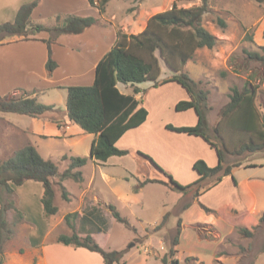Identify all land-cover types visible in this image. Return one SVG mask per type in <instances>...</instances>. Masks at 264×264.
<instances>
[{
	"label": "rangeland",
	"instance_id": "1",
	"mask_svg": "<svg viewBox=\"0 0 264 264\" xmlns=\"http://www.w3.org/2000/svg\"><path fill=\"white\" fill-rule=\"evenodd\" d=\"M109 1L106 7L107 11L102 16L96 10L97 7H89L91 12L89 15L99 19L94 27L106 29V36H100L103 38L104 45L107 40L110 43L113 41L116 29H122L129 34L139 33L145 25L147 26L148 20L152 15L171 8L174 2L183 7H191L202 3V0ZM208 7L209 9L204 14L203 22L217 37L218 41L213 48L205 47L197 50L193 58L184 64L183 71H187L195 77L196 81H200V87L209 91L207 103L208 133L211 135L212 140L223 150L225 165L240 162L244 166L256 163L257 166L238 168L237 175L239 177L244 173L264 175V150L244 152L240 155L232 154L230 151L236 148L240 142L250 140V132L232 128V126L228 125V118L222 117V110L230 101L234 86L243 89L245 84L249 86L255 85L258 93L256 103L260 109H264V66L257 61L251 60L246 53V50H260L264 46L262 42L264 40L261 38L262 36L264 37V3L256 0H208ZM1 10L0 16L4 13ZM38 16V13L35 16L32 15L31 25L27 28L28 39L34 35H39L40 37H45L46 40L50 39L52 45L55 44L60 35L55 40L53 34L49 31H34L32 29L34 24L53 25L55 21L49 17L39 19ZM219 19H222L225 24H221ZM247 33L253 35V41L245 38ZM2 41L5 45L12 44L10 49L15 50L9 54V50L8 52L1 50L0 60L6 59L7 54L20 56L22 54L27 55V53H29V61L34 58V60H38L41 57L42 49H44L42 43L44 42L47 45V41L45 42L43 39H40L42 42H27L15 34L6 35ZM18 41L23 43L18 46L19 48L22 47L20 49L15 47L16 42L21 43ZM56 52L57 58L53 56L54 60H61L64 64L63 67L68 70L74 68L70 64L72 59L76 58L75 54L67 56L63 48H58ZM83 54L85 58H82V60H90L91 57L87 56L86 50L83 51ZM80 56H77V58H80ZM160 64V78L173 73V70L162 58H160ZM89 68V65L84 66L88 73L83 78L79 77V81H76L75 85L87 86L94 83V81L89 79L91 74V69L89 70ZM44 69L37 65L36 70L38 72H49L47 67ZM62 70L60 71V76L64 75ZM4 73L6 71L2 68V74ZM13 82V80H10L8 83ZM64 82L70 84L68 79ZM71 82H73V79ZM19 84H24L27 89L22 88L20 90L21 93L18 92L17 95L27 94L37 97L36 93L43 89L42 93H39L37 97L39 102L43 104L55 103L57 108L66 106L68 86L53 87L51 85L53 83L40 75H36L34 80L31 81L24 79ZM141 85L144 90V93H142L144 96L142 99L143 104L150 112V120L147 126L133 129L131 134L124 139L122 146L129 150V155L126 158L119 157L117 158L119 160H112L111 164L107 165H96L90 160L81 168L84 177L83 182L65 179L63 185L69 191L70 200H65L62 195L63 190L58 184L59 176H53L51 180L56 192L55 203L59 207L56 214L46 217L43 215V209L42 211L40 210L41 208L39 209L38 200L43 188V184L39 181L32 180L34 182L15 186L19 190H15L13 194H7L4 188H0L3 201L6 202L7 199L13 200L17 208L24 214L23 218H19L14 209L6 213V218L13 232L4 243L3 264H39V256L42 254L44 243L52 246L50 250L55 249L53 245H62L57 242L60 234L71 235L73 232L81 236L92 233L97 242L104 248L122 250L124 252L123 258L127 264L163 263L162 257L169 255L176 236L177 225L181 219V207L193 203L198 198L195 197L196 187L182 192L179 189H171L169 185L154 182L137 189L139 179L145 177L163 178V174L153 165L147 163V160L134 159V156H136L135 153L137 151L147 153L178 182L181 184L192 183L191 168L187 167L185 163L176 166L173 162L174 157L171 150L173 146L176 150L186 153L189 150V145L179 139L183 133L170 130L165 125L171 123L176 126H191L195 122L196 114L194 110H176L175 104L179 100L188 97V94L184 95L183 92V95H181V92L175 88L176 84L154 86L153 81L148 80L142 82ZM6 88H8V91L5 94H12L13 91L10 90L14 88L13 85H8ZM6 114L8 117L16 118L21 116L25 117V119H30L25 114L14 112H7ZM220 120L221 129L217 132L215 128ZM4 125V123L0 122V127L5 129ZM1 133L2 131L0 130V140L3 142ZM30 138L33 143L38 140L34 136H30ZM37 144H39V151L46 156L44 158L55 161L60 172L67 169L70 160L59 158L62 153L70 154V147L64 140L42 139ZM1 146L0 160L7 159L14 154L12 150L7 151L3 145ZM85 147L86 143L84 140L79 144V148L85 151ZM192 150L194 151V149ZM194 172L197 173V171ZM93 175L95 176L94 187H98L96 190H99L100 193L98 192V195L102 200L95 196V192L92 190L85 191V187L94 179ZM163 180H167V178L164 177ZM201 185L205 186L202 183ZM223 186L225 188L230 187L227 182ZM81 192H84V194H81ZM263 196L264 191L258 190V203ZM222 197H225V193L221 190H216L208 194L206 200L210 202L213 200L222 201ZM102 201L115 205L117 210L128 218L129 225L116 220L107 203H102ZM1 206L2 203L0 201V208ZM195 207L187 214V217H184L185 221L201 222L200 217H203L204 212L200 211V203ZM256 210L255 213L257 212ZM167 213L169 216L165 225L161 229H157ZM67 214H72L70 218L71 224L65 220ZM249 214V212H240L233 215L224 213L222 221L224 228L228 230L233 226L235 227V232L226 237L220 247L214 242V240L221 239L216 228L203 225V230L201 231L196 228L197 225L195 224L193 229L203 239L213 240V242L198 239L194 237L192 232H184L182 245L179 248L177 247L178 243L173 247L176 252L171 257L178 258L181 264H254L257 253L264 250V222H258L254 235L251 237H245L239 232V226H235L236 222L246 224L248 220L245 218L241 219V217H247ZM259 214L261 213H256V215ZM82 215H86L90 220H82ZM215 215L218 217L222 216L218 212ZM255 217L260 219L258 216ZM57 249L60 250L58 246ZM217 249L219 250L216 254L215 251ZM59 256L61 264H77L73 263L72 255L69 253H62ZM220 256H223L224 259L226 258V261L221 259ZM187 258L189 259L187 260ZM93 261L94 259L91 257H82L77 262L79 264H91Z\"/></svg>",
	"mask_w": 264,
	"mask_h": 264
},
{
	"label": "trees",
	"instance_id": "2",
	"mask_svg": "<svg viewBox=\"0 0 264 264\" xmlns=\"http://www.w3.org/2000/svg\"><path fill=\"white\" fill-rule=\"evenodd\" d=\"M88 1L92 6L99 9L101 15L107 11L106 7L109 0ZM256 1L264 3V0ZM37 5L38 0L23 3L13 21L0 23V42L6 35L13 34L19 35L22 39H28L27 28L31 25L32 13ZM208 9V0H202L201 4L191 7L179 6L174 2L171 8L152 15L147 26L139 33L129 34L118 29L115 44L96 66L94 83L87 86L72 85L67 88L66 107L70 120L81 126L86 133H92L96 136L91 145L90 156H63V159H69L70 163L67 169L60 172L55 161L44 158L33 144H26L16 150L9 158L0 160V188H4L7 194H13L15 193L13 186H21L29 180L39 181L44 187V194L41 198L44 215L49 217L56 214L59 207L55 203L56 192L51 180L53 176H59L58 184L63 190L62 195L65 200H70L69 191L63 185V181L65 179L83 181L81 168L87 164L89 159L104 163L111 156H122L129 153V150L119 148L117 141L127 131L140 126L147 120L149 111L142 105L141 99L137 98V95L144 93V90L137 84L148 80L153 81L154 86L177 82L188 91L190 98L178 101L175 108L177 111L194 109L198 116V122L191 126H176L168 123L166 128L203 137L216 149L219 162L215 166H209L204 159L196 160L194 169L201 175L200 179L189 184H181L170 173L163 170L149 154L137 151L139 155L152 161L167 178V180L153 178L140 180L137 189L150 182H159L182 192L196 187L195 197H198L203 188L201 181L206 178L215 177L216 184L225 176L232 175L236 182L232 169L241 163L225 165L223 150L208 133L207 103L209 91L200 87V81L194 80L187 71H183L184 64L193 58L197 50L205 47L213 48L218 41L217 37L203 22L204 14ZM219 20L221 24H225L222 19ZM98 21L97 17L91 15H57L53 25L37 23L32 25V29L34 31H49L56 40L61 34H79ZM245 38L254 40L250 33H247ZM43 40L47 41L48 59L46 67L51 73L57 68L58 63L53 59L51 40ZM246 53L251 60L264 66V46L260 50H246ZM160 58L173 70L172 74L164 78H160ZM118 83L131 85L132 93L121 91ZM257 95L255 85L245 84L243 89L234 86L230 101L222 110V117L228 118V125L235 129L250 132V140L240 142L236 148L230 151L232 154L240 155L244 152L264 150V116H262L256 103ZM53 108L54 105L39 102L36 96L0 93L1 112L40 117ZM220 127L221 120L215 130L219 132ZM0 201L2 203L0 208V264H3L4 243L13 232L6 218V213L14 209L19 218H23L24 214L17 208L13 200L3 201L1 189ZM189 205L184 207L187 208ZM200 205L206 212L217 213L216 210L203 203ZM108 207L116 220L125 224L129 223L128 218L123 216L115 205L109 204ZM224 212L218 211L221 215H224ZM71 216L72 214H67L65 217L69 224H71ZM168 216L167 213L157 229H161L165 225ZM242 218L247 219L248 222L246 224L236 222L235 226H239V232L245 237H251L254 235L258 222H264V212L260 219H256L251 213L247 217L242 216ZM82 220L88 221L90 219L84 215ZM181 224L180 219L172 248L169 255L162 257V264H181L178 258L171 257L176 252L173 247L179 243ZM202 226L203 224H197L196 228L202 231ZM57 242L98 252L103 257L102 264H127L123 258L124 252L122 250L104 248L97 242L92 233H87L84 236L76 232L71 235L60 234Z\"/></svg>",
	"mask_w": 264,
	"mask_h": 264
},
{
	"label": "crops",
	"instance_id": "3",
	"mask_svg": "<svg viewBox=\"0 0 264 264\" xmlns=\"http://www.w3.org/2000/svg\"><path fill=\"white\" fill-rule=\"evenodd\" d=\"M32 0H0V10L2 8V16H0V23L6 22V21H13L15 19V16L20 8V6L23 3L30 2ZM110 2V1H109ZM92 5L89 3L88 0H38V5L35 7L33 10L32 15L35 16L36 13H38L39 19L42 18H51L55 21L57 15H68V14H74V15H80V16H87L89 15L90 9ZM94 7V6H92ZM96 10L99 12V9L96 8ZM39 11V12H38ZM99 15H101L99 13ZM102 16V15H101ZM95 25V24H94ZM94 25L88 27L86 30L79 34H61L58 37V40L55 44L52 45V50H53V56L57 58V49L63 48L64 53L67 56H72L76 55L75 59H72L71 64L73 65L74 68H70V70L64 68V64L61 62V60L57 59L58 66L56 69H54L51 73L47 71H43L42 73L38 72L36 70L37 65L44 69L46 67L47 59H48V51H46L47 45L46 43H42L44 45V49L41 51V57L38 60L32 59V61H29V53L22 54L20 56H14L8 55L10 52H14L15 49H10L11 45H5L4 42H0V51L4 50L8 52V57L6 55V59H1L0 60V93L5 94L8 91V85H13V89L10 91H13L12 94H17L18 92L21 93L20 90L27 89L24 87V84H19L20 81L27 79V81L34 80L36 75H40L42 78L47 79L49 82L53 83V87H66V86H72L75 85L74 83L76 81H79V77L83 78L86 76L88 73V70L84 69V66L89 65L91 69V74L89 75V79L92 81H95V74H96V66L98 62L104 57V55L113 47L117 40V29H116V35L113 41L110 43L109 40L104 45L103 38L100 36H106L105 30L106 29H98ZM146 25L144 26V28ZM143 28V29H144ZM142 31V30H141ZM140 31V32H141ZM131 34V33H130ZM136 34V33H135ZM105 38V37H104ZM264 40V37H261ZM40 39H45V37H40L39 35H34L32 38L23 39L26 40L27 42L29 41H40ZM256 39V37H255ZM96 40V43H95ZM21 42V41H18ZM103 42V43H102ZM264 43V41H262ZM102 43V45H100ZM23 43H17L15 47L21 46ZM22 48V47H20ZM18 47V49H20ZM16 48V50H18ZM87 51V56L89 55L91 58L90 60L84 59L85 58L83 51ZM80 56V58H77V56ZM35 57V55H33ZM37 62V64H36ZM2 68L6 73L2 74ZM64 68V70H62ZM45 70V69H44ZM64 71V75L60 76V71ZM94 74H92V72ZM190 76L196 80L195 77H193L191 74ZM164 78V77H163ZM66 79L70 81V84H67L64 82ZM73 79V82H71ZM6 80V81H4ZM10 80H13V83H8ZM19 81V82H18ZM176 84L175 88H177L180 92L181 95L188 94V97H185L184 99H189V93L188 91L179 83L177 82H169L167 84ZM79 85V84H78ZM139 87H142L141 83L137 84ZM162 86V85H160ZM118 87L121 91L125 93H132V86L131 85H125L123 83H118ZM128 89V90H127ZM181 89V90H180ZM241 89V88H240ZM43 89H40L39 93H42ZM183 92V93H182ZM35 93V92H34ZM36 93L37 97L38 94ZM45 93V92H44ZM35 95V94H33ZM68 95V94H67ZM143 94L140 93L137 95L138 99H141L142 105L143 104ZM67 100V97H66ZM183 100V99H181ZM180 101V100H179ZM177 104V103H176ZM175 104V106H176ZM47 105H54V108L52 110L47 111L45 114H43L40 117H31L29 116L30 119H25V117H8L7 112H1L0 111V122L4 123V128L0 127V130L2 131L1 133V138L0 140V151L2 149V146L6 148V150L10 151L12 150L15 152L16 150L20 149L21 147L25 146L26 144H33L39 151V144L38 141L42 139H61L64 140L66 144L69 145L70 147V154L68 153H62L59 158L63 159V156H90V149L92 142L94 138L96 137L95 134L92 133H86L81 126L78 124L72 122L68 116L67 112V107L65 106L64 108H57L55 103L47 104ZM146 107V106H145ZM147 108V107H146ZM148 109V108H147ZM260 109V108H259ZM194 109H188V111H193ZM149 111V110H148ZM187 111V110H184ZM195 111V110H194ZM260 112L262 116H264V109H260ZM196 114V111H195ZM11 116V115H10ZM29 120V121H28ZM150 120V112L147 117V120L141 124L140 126L133 128H144L145 126L148 125V122ZM198 122V116L196 114L195 117V122L193 125H195ZM3 125V124H2ZM166 126V125H165ZM130 129L127 131L118 141H117V146L121 149H126L125 146H122V143L124 142V139L131 134L132 130ZM182 133V132H180ZM30 136H34L35 138H38L36 142H32ZM179 139L185 143L186 145H189V150L186 151V153H183L182 151L176 150L173 146L171 147L172 150V155L174 157V163L176 166L178 164H186L187 167H190L191 169V176L193 177V181H196L200 179L201 175L194 169V163L198 159H204L209 166H215L219 162V157L217 154L216 149L208 142L206 141L203 137L201 136H196V135H189L187 133H183ZM85 140L86 147L85 151L80 150L79 144H81ZM194 149V151L192 150ZM128 150V149H127ZM88 151V152H87ZM40 152V151H39ZM40 154L43 157L44 156L41 152ZM75 154V155H74ZM127 155H122V156H111L106 162L104 163H99L95 159H89L92 162H94L96 165L102 164V165H107L111 164L112 160H119L117 158H126ZM136 156H134V159L140 158L142 160H147V163L150 165H153L157 170L162 172L155 164H153L152 161L149 159L141 156L138 154V152L135 153ZM115 158V159H114ZM49 159V158H47ZM138 160V159H137ZM88 161V162H89ZM87 162V163H88ZM243 164H240L239 166H236L232 169V173L234 178L236 179V182L234 181L232 175H227L225 176L220 182L215 184V177H210L206 178L201 181L202 184H205L201 190L200 196L196 198L193 203H191L187 208L181 207V222H182V230L181 234L179 237V244L177 247L180 248L182 245V239L183 235L186 233H193L194 237H197L198 239H203L200 234L193 229L195 224H203L207 226H213L219 231V234L221 236L220 240H214V242L219 245L224 241V239L230 235H232L235 232V227H230L228 230L224 228V223L223 221V216L218 217L215 214L216 213H210L206 212L200 205V211L204 212L203 217H200V221H185L184 217H187V214L193 209L196 208L195 206L198 203H203L206 206L218 211H225V214L228 215H233V214H238V213H245L249 212L255 216L260 217L263 212H264V196L258 203V190L264 191V175L262 174H255V173H244L241 177L237 175V169L241 167H251V166H257L256 163L253 164H246L242 166ZM171 169V168H170ZM194 170V171H193ZM133 173L132 171H129ZM184 173V171H183ZM163 174V172H162ZM95 175V174H94ZM93 175V176H94ZM125 177V176H124ZM166 177L163 174V178ZM148 177H145L140 180H144ZM163 178H153V179H161ZM84 181V179H83ZM81 181V182H83ZM29 182H34L32 180H29L25 182V184H28ZM94 182H95V176L94 179L91 181L90 184H88L85 188V191L92 190L95 192V196H97L99 199L100 196L98 195L99 190H96L98 187H94ZM227 182L229 184V188H225L223 185ZM154 183V182H150ZM23 184V185H25ZM32 184V183H30ZM149 184V183H147ZM146 184V185H147ZM144 187V186H143ZM14 190H19L16 189L15 186H13ZM39 188V187H38ZM223 191L225 193V197H222L223 199L220 200H213L210 202L209 200H206V197L208 194L214 192V191ZM16 191V192H17ZM100 193V192H99ZM139 193V192H138ZM44 194V187L42 188V191L39 196V209L42 211L43 209V204L41 205L40 201L41 198ZM81 194H84V192H81ZM96 197V198H97ZM97 198V199H98ZM102 200V199H101ZM102 203H107L102 201ZM107 205H109L107 203ZM18 206H20L18 204ZM255 209H257L256 213H261L259 215H256ZM44 212V211H43ZM44 215V214H43ZM45 216V215H44ZM83 216V215H82ZM207 240L209 242H213V240H208V239H203ZM61 244V243H60ZM64 245V244H62ZM53 245L55 249L50 250L52 246L48 245L47 243H44L42 246V251L41 255L39 256V264H61L59 262V258L62 253H69L72 255L73 258V263L79 264L77 261L81 260L82 257H91L94 259V261L91 264H102L103 263V257L98 255V252L90 251L86 248L83 247H78L81 248L78 250V248H75L70 245ZM216 245V246H217ZM57 246L60 248L57 249ZM75 248V249H73ZM217 249L215 253L217 254ZM61 253V254H60ZM98 253V254H95ZM221 259L226 261V258L224 259L223 256H220ZM66 264V263H63ZM71 264V263H70ZM254 264H264V250L257 253L256 259Z\"/></svg>",
	"mask_w": 264,
	"mask_h": 264
}]
</instances>
